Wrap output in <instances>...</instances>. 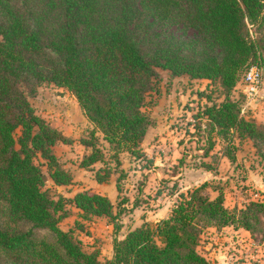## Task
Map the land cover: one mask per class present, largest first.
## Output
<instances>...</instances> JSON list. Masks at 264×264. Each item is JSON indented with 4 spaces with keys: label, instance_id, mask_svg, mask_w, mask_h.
Masks as SVG:
<instances>
[{
    "label": "trees",
    "instance_id": "obj_1",
    "mask_svg": "<svg viewBox=\"0 0 264 264\" xmlns=\"http://www.w3.org/2000/svg\"><path fill=\"white\" fill-rule=\"evenodd\" d=\"M262 61L264 0H0V257L8 264H211L198 249L203 226L264 233V201L229 208L222 189L210 196L204 180L179 191L154 225L143 221L114 237L110 258L102 260L59 222L71 203L83 218L109 217L118 228L120 204L114 210L105 193L82 189L66 196L45 185L48 178L56 186L73 181L53 149L68 136L28 99L44 82L68 88L115 152L140 156L154 122L144 109L147 95L158 93V68H164L173 76L207 78L209 92H219L212 100L199 91L212 101L202 110L204 156L214 146L212 132L227 142L248 137L264 148V121L240 114L233 95L248 66ZM80 140L92 148L81 166L104 159L93 133ZM223 152L234 160L229 148ZM37 156L46 161L48 176ZM112 174L101 166L94 177L107 182Z\"/></svg>",
    "mask_w": 264,
    "mask_h": 264
},
{
    "label": "rangeland",
    "instance_id": "obj_2",
    "mask_svg": "<svg viewBox=\"0 0 264 264\" xmlns=\"http://www.w3.org/2000/svg\"><path fill=\"white\" fill-rule=\"evenodd\" d=\"M249 27L254 35V27ZM172 32L179 34L181 30L172 27ZM186 35H192V30H187ZM257 65L262 71L258 95L247 101L243 92V75L239 78L233 95L241 103L240 114L262 122L264 61ZM158 69L161 74L159 91L147 95L144 107L154 122L141 142L144 154L140 156L132 155L125 149L116 153L84 115L68 88L44 82L34 94L28 95L35 112L68 136L65 141L59 140L53 149L60 164L72 173L73 181L56 186L48 178L45 185L66 196H72L82 189L99 191L112 199L114 210L120 204L121 211L116 218L118 228L109 217L83 218L80 210L71 203L67 204L68 215L59 222L63 229H73L84 249L98 250L102 260L110 258L114 237H123L130 228L143 221L154 225V222L171 211L177 202L179 191H185L204 180L208 182L205 191L210 196L217 194L215 188L222 189L223 203L229 208L244 206L251 199L264 201V156L260 152L264 149L263 146L253 144L248 137L239 139L233 136L227 142L212 132L214 146L209 155H203L202 147L207 144V121L202 110L212 101L201 96L199 91H206L211 94L212 100H218L217 90L209 92L211 81L207 78H190L186 73L173 76L168 69ZM91 133L96 145L102 150L104 159L94 162L93 166L84 167L79 162L92 148L85 146L80 139L90 137ZM226 148L234 153L233 161L224 155ZM35 160L48 176L46 161L40 156ZM101 166H108L113 171L107 182L95 180V171ZM118 175L119 189L116 187ZM225 226L230 227L209 225L201 228L198 249L211 264L213 262L208 257L209 252L217 246H224L229 264H264L263 232L256 231L251 235L242 227ZM251 240L260 244L254 250L249 245ZM234 250L237 256L232 260L229 255ZM247 250L249 252L244 253ZM0 264L8 263L0 257Z\"/></svg>",
    "mask_w": 264,
    "mask_h": 264
},
{
    "label": "built area",
    "instance_id": "obj_3",
    "mask_svg": "<svg viewBox=\"0 0 264 264\" xmlns=\"http://www.w3.org/2000/svg\"><path fill=\"white\" fill-rule=\"evenodd\" d=\"M243 81V92L246 95L247 101L252 100L256 95H258L261 83H262V71L257 64H251L248 66L246 71L242 76ZM249 245L254 250L260 244L256 243V241L251 240ZM236 251H231L230 258L234 260L237 256ZM249 251H244V253H248ZM257 260V259H256Z\"/></svg>",
    "mask_w": 264,
    "mask_h": 264
},
{
    "label": "crops",
    "instance_id": "obj_4",
    "mask_svg": "<svg viewBox=\"0 0 264 264\" xmlns=\"http://www.w3.org/2000/svg\"><path fill=\"white\" fill-rule=\"evenodd\" d=\"M225 227L226 226H224L223 228H225ZM229 227L230 226H227L226 228H229ZM234 230L236 231L237 229L234 228ZM243 232L246 233V231H243ZM222 247L221 246H217L215 249H213V250H211L209 252L210 253L209 256L207 255L212 260L213 264H229L228 261H227V257H226L225 251H224V246H222Z\"/></svg>",
    "mask_w": 264,
    "mask_h": 264
}]
</instances>
